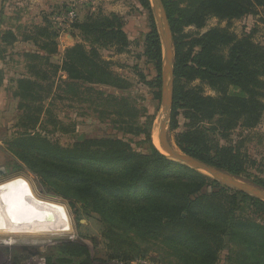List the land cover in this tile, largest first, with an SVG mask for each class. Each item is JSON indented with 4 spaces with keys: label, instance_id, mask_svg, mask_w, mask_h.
I'll use <instances>...</instances> for the list:
<instances>
[{
    "label": "trees",
    "instance_id": "16d2710c",
    "mask_svg": "<svg viewBox=\"0 0 264 264\" xmlns=\"http://www.w3.org/2000/svg\"><path fill=\"white\" fill-rule=\"evenodd\" d=\"M139 2L149 12L150 21L149 30L144 34V54L153 62L157 73L148 84L159 89L161 41L150 0ZM162 2L174 49L170 127L176 128L179 110L190 120L175 135V143L188 155L240 175L245 171V155L236 146L220 145L197 123L215 120L214 129L219 132L259 124L264 110V46L253 41L251 34L238 37L227 27L213 26L194 33H186L185 28L193 26L198 30L209 17L230 22L256 13L257 7L264 8V0ZM124 25L122 15L105 14L100 9L96 14L77 18L73 27L85 43L74 44L65 51L59 70L72 83L87 89L93 84L113 86L117 76L97 46L124 51L129 44ZM41 31L49 36L47 28ZM6 36L11 40L16 38L11 31ZM28 55L42 58L37 53ZM196 80L199 83L193 85ZM37 83L29 77L17 78L15 95L37 97L38 90L42 89ZM203 86L213 94H206ZM159 96L157 90L154 97ZM129 130L145 135L148 153L135 151L118 137L89 138L71 147H61L40 134L24 132L8 144L10 151L40 176L43 185L61 196L83 202L100 214L106 226L105 236L115 237L117 247L130 234L147 238L160 236L190 264L232 261L234 253L239 260L237 264H264V223L260 222L261 218L264 220V201L222 186L193 168L167 158L151 143L148 130L142 131L138 126ZM1 153L5 154L2 149ZM7 164L12 170L20 167L13 161ZM57 247L58 262H52L49 257V264L71 262V256L81 250L87 256L86 249L73 242ZM116 255L110 257L116 258Z\"/></svg>",
    "mask_w": 264,
    "mask_h": 264
},
{
    "label": "rangeland",
    "instance_id": "374dc122",
    "mask_svg": "<svg viewBox=\"0 0 264 264\" xmlns=\"http://www.w3.org/2000/svg\"><path fill=\"white\" fill-rule=\"evenodd\" d=\"M69 1L1 0L0 149L5 154H0V166L5 167L6 172L0 174V180L14 175L27 178L40 196L51 198L60 204L62 214L71 221L69 223L65 219V225L70 226L71 233L22 236L12 240L0 236V264H27L25 260L29 255L21 248V244L40 251L39 256L44 257L45 264H49V257L55 263L58 262L55 259L57 246L67 242L82 245L87 256L85 251H77L71 256L72 261L66 264H190L160 236L147 238L130 234L117 247L115 237L109 239L105 236L106 226L100 214L75 198L61 196L47 188L40 176L10 151L8 142L25 132L40 134L61 147H71L89 138L118 137L128 142L135 151L148 153L149 142L145 140V135L129 130L135 126L142 131L148 130L151 143L160 151L157 130L163 109L162 82L159 89L149 86L148 82L157 73L153 62L144 54V34L150 25L149 12L139 0L80 2L78 18L96 14L99 9L105 14L115 12L122 15L129 39L128 46L121 52H117L115 47L97 46L98 52L104 60L110 62L109 68L117 77L113 78V86L93 84L87 89L72 83L58 68L65 51L73 46V36L78 34L73 23L59 25L57 18L55 19L58 10L64 8ZM151 13L154 17L153 11ZM263 16L264 8L260 6L256 13L246 14L230 22L209 17L202 28L197 30L190 26L185 28V32H204L213 26L227 27L238 37L251 34L253 41L264 46ZM42 28H47L49 36L43 35ZM8 31L15 34L14 40L6 36ZM84 43L82 40L79 44ZM30 53L41 54L42 58L30 57ZM21 76L37 80V84L42 87L38 90L37 97L30 99L15 95V81ZM198 83V80L192 82L193 85ZM203 88L206 94H213L206 86ZM157 90L159 98L154 97ZM262 101L264 103V97ZM170 121L171 112L166 129L167 137L173 147L180 150L175 143V135L184 130L190 120L179 110L176 128L170 127ZM197 124L206 128L211 138L220 145L236 146L245 155V171L240 175L231 174L233 177L264 189L259 183L264 184V110L259 124L253 128L235 126L227 132H219L214 129L215 120ZM8 161L17 162L20 167L12 170ZM199 173L222 186L235 189L212 176ZM260 222L264 223L263 218ZM114 253L118 254L117 257L111 258ZM233 257L232 261L221 259L217 264H237L239 260L235 253Z\"/></svg>",
    "mask_w": 264,
    "mask_h": 264
},
{
    "label": "bare ground",
    "instance_id": "6f19581e",
    "mask_svg": "<svg viewBox=\"0 0 264 264\" xmlns=\"http://www.w3.org/2000/svg\"><path fill=\"white\" fill-rule=\"evenodd\" d=\"M33 186L22 175L0 180V236L12 240L22 236L71 233L70 226L65 225L66 216L60 204L40 196Z\"/></svg>",
    "mask_w": 264,
    "mask_h": 264
},
{
    "label": "water",
    "instance_id": "95a60500",
    "mask_svg": "<svg viewBox=\"0 0 264 264\" xmlns=\"http://www.w3.org/2000/svg\"><path fill=\"white\" fill-rule=\"evenodd\" d=\"M151 11L154 13V22L156 24L162 47V60H161V82H162V102L163 109L159 119L157 140L160 147V152L167 158L183 163L196 171L212 176L220 182L231 186L237 190L255 196L256 198L264 201V189L242 181L233 177L227 171L210 165L194 156L188 155L181 150H177L169 142L167 137V124L171 112L172 95H173V41L168 18L166 15L165 7L162 0H151ZM0 20H1V0H0ZM168 78V79H167ZM6 172L5 167L0 166V174ZM23 250L28 252L29 257L39 256L40 251L30 249L27 245H20Z\"/></svg>",
    "mask_w": 264,
    "mask_h": 264
},
{
    "label": "built area",
    "instance_id": "2783aa9c",
    "mask_svg": "<svg viewBox=\"0 0 264 264\" xmlns=\"http://www.w3.org/2000/svg\"><path fill=\"white\" fill-rule=\"evenodd\" d=\"M82 1L87 2L88 0H70L64 8L58 10L55 19L57 18L59 25H71L78 18L77 10ZM25 261L27 264H45L44 257L40 256L28 257Z\"/></svg>",
    "mask_w": 264,
    "mask_h": 264
},
{
    "label": "crops",
    "instance_id": "0c3cea01",
    "mask_svg": "<svg viewBox=\"0 0 264 264\" xmlns=\"http://www.w3.org/2000/svg\"><path fill=\"white\" fill-rule=\"evenodd\" d=\"M81 41H82V39L79 36V34H77V36L76 35L73 36V45L77 44V43H81Z\"/></svg>",
    "mask_w": 264,
    "mask_h": 264
}]
</instances>
